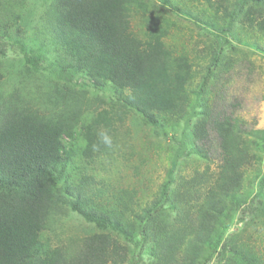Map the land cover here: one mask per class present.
I'll use <instances>...</instances> for the list:
<instances>
[{"label":"trees","instance_id":"1","mask_svg":"<svg viewBox=\"0 0 264 264\" xmlns=\"http://www.w3.org/2000/svg\"><path fill=\"white\" fill-rule=\"evenodd\" d=\"M188 1L206 10L193 15L186 9ZM25 2L0 0L2 37ZM134 15L141 19L142 36L132 29ZM176 15L203 25L215 20L218 27L196 90L191 89L197 76L193 62L184 46L179 53L174 48L184 44L186 31L179 28ZM44 20L70 63L49 77L42 74V85L16 83L10 91L0 90V264H138L147 247L151 264H209L227 227L229 204L242 205L236 197L245 170L263 161L258 152L264 151V131H247L239 118L212 113L200 94L220 61V47L215 48L219 40L229 45L232 33L243 29L264 34V0H51ZM23 52L24 74L35 76L28 66L35 65L40 52L29 47ZM5 55L0 47V56ZM230 65L221 64L219 72ZM3 78L0 69V84ZM88 89H108L115 100L89 97ZM86 113L91 118L84 124ZM130 114L161 131L172 132L180 124L190 127L188 148L199 155L205 171L186 176L178 168L176 151L163 182L145 203L127 190L109 201L103 192L111 186L102 192L92 177L81 173L73 185L77 190L72 188L75 194H70L64 177L76 136L83 141L80 154L87 163L110 155L114 148L93 149L98 134L107 131L116 146ZM211 134L220 162L209 173ZM186 150L180 148L182 156ZM263 186L264 167L257 194L244 208L257 219L259 231L264 229V196L258 199ZM68 211L76 212L92 231L45 247L41 232ZM129 244L137 251L131 260ZM256 254L233 236L215 263L264 264V257Z\"/></svg>","mask_w":264,"mask_h":264},{"label":"rangeland","instance_id":"2","mask_svg":"<svg viewBox=\"0 0 264 264\" xmlns=\"http://www.w3.org/2000/svg\"><path fill=\"white\" fill-rule=\"evenodd\" d=\"M25 1V5L21 6L13 15V26L9 29L7 37L0 35L3 40V42L0 41V47L6 53L4 57L0 56V69L4 74L0 84L2 91H10L16 83L42 85V74L49 77L54 71L69 67V58L64 55L61 47L52 41L51 34L46 31L44 11L51 0ZM187 3L186 9L193 15L206 10L205 5L193 6L189 1ZM176 18L180 20L179 28L183 27V30L186 31L184 44L178 43L174 48L177 47L179 53L181 51L179 47L184 46L193 62L197 76L191 89L196 90L195 87L201 82L203 75L201 69L205 68L204 65L208 63L210 57L209 50L212 40L217 39L215 32L218 27L214 25L215 20L203 25L195 23L188 16L182 18L176 15ZM131 26L135 33L142 36L143 28L138 15L132 17ZM232 35L234 39H231L229 45L224 46L222 40H219V44L215 45L216 49L220 47V61H218L216 69L213 68L211 71L207 86L200 94L201 102H207L214 114L219 113L239 118L244 122V128L247 131H264V34L257 35L243 29L240 32L234 31ZM170 42L172 43V38L167 40V43ZM43 45L46 46L43 47ZM28 47L32 51L39 50L41 57L39 60L35 59L34 66H28L36 74L32 77L24 74L23 67L25 55L23 51ZM230 61L229 70L223 73L219 72V66ZM96 94L106 102L115 100L112 91L108 89L98 92L88 89L89 97H94ZM90 118L91 115L86 113L81 119L82 123L89 122ZM172 129L175 130L171 132L169 129L166 131L152 129L143 123L140 116L130 114L119 130L120 139L110 155L94 158L89 163L80 154V150L83 149V141L77 135L76 142L73 143L74 156L65 169L64 178L67 181L68 192L71 190L73 193L72 188L77 190L73 185L80 178L81 173L92 177L96 182L95 188L101 189L102 192L106 185L111 186V190L103 192L109 201L119 191L127 190L134 194V199L145 203L153 197L159 184L163 182L170 158L176 151H179L180 157L178 168H183L186 176H191L195 170L200 173L204 172L205 165L201 158L192 153L187 145L185 134L190 131V127L185 129L184 124H180ZM211 137L213 140L208 154L210 158L209 173L214 172L220 162L216 140L213 134ZM254 142L258 144L257 140ZM180 148L187 149L185 152L188 154L182 156ZM258 154H262L263 161L245 170L243 186L236 197L238 201L242 202V205L229 204L228 213L225 214L227 227L225 230H221L217 250L209 264H216L220 250L233 236L242 243L253 247L257 252L255 258L264 257V229L259 231L255 225L257 219L247 214L244 209L246 201L251 200L257 194L256 189L259 188L260 180L263 179L264 151H259ZM263 196L264 191H261L258 199ZM62 201L65 205L66 202ZM244 202L245 204H243ZM49 223L48 227L40 234V242L49 248L55 247L62 239L66 241L70 238L87 235L92 231L90 224L74 211H68L66 214H62L58 220L53 219ZM253 223L254 225L251 227ZM149 250L148 247L143 249L141 258H138V264H151L152 255ZM134 254L137 256V251L133 245L129 244L128 260L135 257Z\"/></svg>","mask_w":264,"mask_h":264},{"label":"clouds","instance_id":"3","mask_svg":"<svg viewBox=\"0 0 264 264\" xmlns=\"http://www.w3.org/2000/svg\"><path fill=\"white\" fill-rule=\"evenodd\" d=\"M99 144L93 145L94 150H98L100 145L111 149L113 148V139L107 131H102L98 134Z\"/></svg>","mask_w":264,"mask_h":264}]
</instances>
